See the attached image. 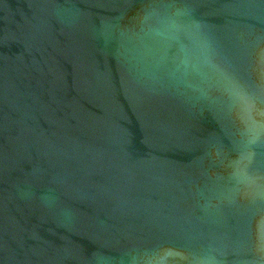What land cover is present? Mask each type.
I'll return each mask as SVG.
<instances>
[{
  "label": "water",
  "instance_id": "95a60500",
  "mask_svg": "<svg viewBox=\"0 0 264 264\" xmlns=\"http://www.w3.org/2000/svg\"><path fill=\"white\" fill-rule=\"evenodd\" d=\"M0 264H264V0H0Z\"/></svg>",
  "mask_w": 264,
  "mask_h": 264
}]
</instances>
